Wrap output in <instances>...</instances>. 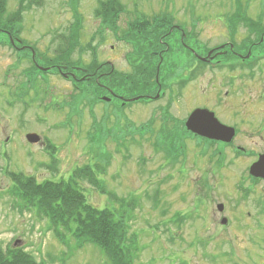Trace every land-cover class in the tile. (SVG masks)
Segmentation results:
<instances>
[{"label":"rangeland","instance_id":"1","mask_svg":"<svg viewBox=\"0 0 264 264\" xmlns=\"http://www.w3.org/2000/svg\"><path fill=\"white\" fill-rule=\"evenodd\" d=\"M119 2L121 12L114 17L118 21L115 25L135 42H116L115 34L107 32L111 28L102 26L95 16L98 0L38 3L6 0L5 16L20 11L21 20L20 33L12 36V46L7 42L9 32H0V248L3 250L23 247L43 264H104V256L96 246H80L67 234L66 244L60 242L50 224L20 210L8 193L9 173H23L38 181L58 180L67 178L76 167L91 166L101 188L103 185L110 194L100 193L84 179L78 180L79 186L93 205L123 216L129 237L136 238L135 264L196 263L193 258L199 222L197 178L201 158L206 160L200 152L206 148L199 144V139L182 132V120L187 115L182 110L186 100L193 103L197 97H213L211 72L195 71L188 81L179 82L173 77L183 71L175 69L171 92L183 99L171 109V117L162 121L158 104L145 106L136 102L115 110L100 100L92 103L93 98L85 95L87 104L79 97L80 85L59 74H41L37 66L47 67L42 64L44 60L53 59L54 65L89 68L93 63L99 64L110 53L109 46L114 45L125 55L115 62L125 77H130L136 69H128L127 61H132L141 48L139 36L131 33L129 38L126 33L137 27L131 21L142 15L159 14L171 15L177 24L188 25L189 20L203 19L197 29H203L204 33L197 35L201 34V40L207 38L213 45L226 39L224 25L236 16L240 20L236 22L238 35L246 30L241 22L251 24V30H264V0ZM73 31L72 48L69 44ZM16 45L27 50L18 51ZM62 53L67 58L63 61L59 58ZM117 53L115 50L111 55L115 58ZM170 58L177 63L179 58L186 59L176 51ZM141 83V91L149 90L150 85ZM128 85L124 81L125 90L131 93ZM93 96L97 97L96 91ZM104 111H108V118ZM174 126L177 130L173 145L166 133H171ZM105 128L109 130L107 136ZM28 133L37 134L40 141L28 143L25 139ZM48 144L55 149H49ZM120 199L124 200L121 207Z\"/></svg>","mask_w":264,"mask_h":264},{"label":"flooded vegetation","instance_id":"2","mask_svg":"<svg viewBox=\"0 0 264 264\" xmlns=\"http://www.w3.org/2000/svg\"><path fill=\"white\" fill-rule=\"evenodd\" d=\"M174 22L168 14L142 15L131 21L137 27L126 31L129 38L131 33L137 34L141 46L133 60L127 61V68L155 70L153 76L140 75L150 85L149 90L127 93L124 72L115 62L125 55L114 45L92 67L54 65L53 69L66 81L87 83L89 97L98 90V100L109 109H124L136 102L158 104L160 117H171V109L183 99L171 92L173 78L188 81L195 71L211 72L213 97H197L193 103L186 100L182 110L187 114L182 132L199 139L206 148L200 152L206 160L201 158L197 178L199 222L194 264H264V30H251V24L241 22L246 30L238 35L239 24L228 19L224 25L226 39L211 45L205 36L201 40V34L197 35L204 33L197 29L203 19L189 20L188 25ZM113 28L107 32L115 34L116 42H135L125 36L124 29ZM115 50L118 53L114 58L111 53ZM175 51L186 59L179 58L178 63L171 60ZM177 68L183 72L180 78H172ZM48 69L52 71V67ZM195 109L212 112L229 129V138L210 139L187 130L185 122ZM104 114L108 118V111Z\"/></svg>","mask_w":264,"mask_h":264},{"label":"trees","instance_id":"3","mask_svg":"<svg viewBox=\"0 0 264 264\" xmlns=\"http://www.w3.org/2000/svg\"><path fill=\"white\" fill-rule=\"evenodd\" d=\"M28 1L29 3L39 2V0ZM98 3L95 16L100 19L102 26L113 28L116 21L114 17L121 12L119 0H98ZM5 13L6 0H0V32H3L1 30H5L11 36L19 34L21 12L16 11L8 17L5 16ZM233 21L236 24V17L233 18ZM73 33L74 31L70 38L71 45L69 44V47L72 48L75 44V33ZM7 42L10 44L9 40ZM64 55V53L60 55L59 58L61 61L67 59ZM44 62L46 64H42L50 66L53 69V63L55 62L53 59H45ZM67 66L69 67L70 65ZM154 72V69H146L142 72L136 70L132 76L125 77V81L129 84L127 89L131 91L130 94L141 93L140 86L143 81V78L140 77L141 74L149 75L151 73L153 76ZM86 84H83V86L82 83L78 84L82 87L79 88L81 91L79 97L88 104L87 97H84L87 93ZM92 98V103L97 100V97ZM163 118H167L166 115L162 116V121ZM163 130L164 127L161 132H164ZM172 130L174 132L166 133V137L171 142L173 134L177 129L174 126ZM99 131L101 132L100 129ZM107 135L108 132H106ZM172 144L174 145V142ZM50 145L48 144V148L54 150L55 147ZM163 149L168 153L166 150L167 147ZM9 179L10 186L8 193L15 200L16 206L20 210L31 213L38 220H45L50 224L54 228V233L60 242L66 244L64 238H66L67 234L80 246L81 244H92L96 246L104 256V264H135L138 257V248L135 245L136 238L135 235L129 237V228L123 216H117L115 210L106 207L99 208L93 205L88 201L86 195L83 193V189L79 186L78 180L84 179L90 185L97 187L101 193H107L103 185L101 188V181L97 179L95 171L91 166L76 167L67 178H60L58 180L45 179L38 181L33 176H28L23 173H9ZM118 203H120L119 206L121 207L124 200L120 199ZM0 264L43 263L37 261L34 255L26 251L23 247H10L5 250L0 248Z\"/></svg>","mask_w":264,"mask_h":264},{"label":"water","instance_id":"4","mask_svg":"<svg viewBox=\"0 0 264 264\" xmlns=\"http://www.w3.org/2000/svg\"><path fill=\"white\" fill-rule=\"evenodd\" d=\"M40 70L45 71L43 67H38ZM185 126L187 130L193 134L207 137L210 139H224L227 140L231 135L228 128L221 125L212 112L204 109H195L188 116ZM28 143L36 144L39 142L40 137L35 133H28L25 136Z\"/></svg>","mask_w":264,"mask_h":264}]
</instances>
